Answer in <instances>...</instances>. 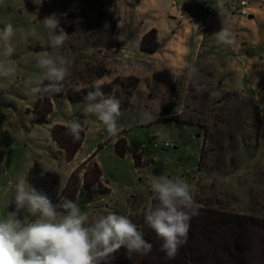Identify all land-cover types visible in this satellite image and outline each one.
<instances>
[{"label": "rangeland", "instance_id": "1", "mask_svg": "<svg viewBox=\"0 0 264 264\" xmlns=\"http://www.w3.org/2000/svg\"><path fill=\"white\" fill-rule=\"evenodd\" d=\"M211 1L0 0V29L8 23L16 29L17 73L12 81L0 79V211L10 202L16 178L24 175L54 204L67 198L92 217L126 214L144 233L143 213L154 196L148 177L167 175L182 177L201 208L264 218V74L252 82L237 79L226 71L220 52H209L207 41L193 36L192 18L173 10L202 16ZM53 13L69 35L60 51L71 61V75L60 93L33 96L41 71L35 54L46 50L49 40L42 20ZM153 30L160 43L155 55L141 50ZM94 83L121 102L116 137L84 114V97ZM145 111L155 119L141 125ZM73 118L85 131L75 161L96 154L76 177L92 173L98 162L109 194L97 187H81L76 195L65 191L70 165L51 128ZM33 130L36 139L27 136ZM121 137L129 146L124 157L110 141ZM155 143L172 146L155 148ZM139 149L145 158L141 167L130 154ZM7 210L14 211V203ZM109 264H144V255L130 257L122 246Z\"/></svg>", "mask_w": 264, "mask_h": 264}, {"label": "clouds", "instance_id": "2", "mask_svg": "<svg viewBox=\"0 0 264 264\" xmlns=\"http://www.w3.org/2000/svg\"><path fill=\"white\" fill-rule=\"evenodd\" d=\"M211 7L217 10L223 25L227 15L225 0H212ZM42 23L49 30V40L48 48L35 54V67L41 71L30 90L33 96L60 93L71 75V61L60 51L69 35L59 28L58 15L45 16ZM15 34L11 23L0 29V79L16 78L12 60ZM213 35L217 45L231 46L235 40V33L223 26ZM84 100V114L95 116L109 137L118 136L121 131L118 119L122 115L120 100L106 95L95 83ZM154 119L151 112L145 111L138 123L145 125ZM65 128L73 142L81 139L83 127L78 118L69 120ZM27 136L36 139L38 134L33 130ZM148 185L155 203H150L144 211V222L162 240L160 250L168 259H175L179 249L187 243L190 221L199 214L200 206L191 186L180 176L153 175L148 177ZM13 189L9 204L14 203L15 210L8 211V204L0 211V264H109L122 246L130 257L148 255L152 251L153 245L126 214L107 212L92 217L67 198L54 204L45 193L29 184L24 175L16 178ZM21 212L25 214L23 219Z\"/></svg>", "mask_w": 264, "mask_h": 264}, {"label": "trees", "instance_id": "3", "mask_svg": "<svg viewBox=\"0 0 264 264\" xmlns=\"http://www.w3.org/2000/svg\"><path fill=\"white\" fill-rule=\"evenodd\" d=\"M159 49L157 31L153 30L144 37L141 50L154 54ZM52 112L51 106L48 115ZM51 134L53 141L64 152L65 159L74 160L83 147L85 131H82L81 139L76 142H73L71 136L66 135L65 125L62 124L53 125ZM115 149L120 156H126L129 149L127 141L119 139ZM95 158L96 154H93L72 174L65 188L67 193L76 195L81 187L90 190L94 185L102 194L111 192L103 184V173L98 162L93 164L92 173L85 170L83 179L76 177V174L84 170ZM203 158L204 148L200 168ZM134 160L136 166L141 167L142 157L135 155ZM154 203L153 200L152 204ZM147 228L144 238L153 247L148 255H144V264H264V218L199 207V214L190 221L187 243L179 249L175 259L167 258L160 250L162 240L157 237L154 230L149 226Z\"/></svg>", "mask_w": 264, "mask_h": 264}, {"label": "crops", "instance_id": "4", "mask_svg": "<svg viewBox=\"0 0 264 264\" xmlns=\"http://www.w3.org/2000/svg\"><path fill=\"white\" fill-rule=\"evenodd\" d=\"M235 1L238 0H225L227 6V15L224 19L223 25L217 10L215 17H211L207 13H204L202 16L194 13H187L184 12V10H179V7H176L173 10H177V12L184 13L192 18L193 36H200L201 39L204 38L205 41H207L205 44L209 52L210 50H212V52H220L219 55L221 56L222 63L229 65L226 71L232 74L235 73L234 75L237 79H243L252 82L255 81L259 75L264 74V66H262L264 65V0H248L250 5L253 7V13L247 19L231 13L228 3ZM209 3H212V1ZM183 8L185 9L184 6ZM196 25L199 27L197 28ZM222 26L235 33V40L231 46L217 45L216 43V39L213 34L220 31ZM215 47L216 49L214 50ZM157 53L158 51L152 55ZM242 63H244V65L248 64L250 66L242 69ZM222 72H224V70ZM252 89H255V87L252 86ZM60 124L66 125V122ZM119 139H125L127 141L125 137H121ZM119 139H110V141H113V143L116 144ZM76 158L77 155L72 161L64 159L68 161V164L70 165L69 175L64 187L66 186L70 176L74 173V171H76V169L84 163L75 161ZM61 159L63 158L61 157ZM144 159L145 158L143 154L142 161H144Z\"/></svg>", "mask_w": 264, "mask_h": 264}, {"label": "built area", "instance_id": "5", "mask_svg": "<svg viewBox=\"0 0 264 264\" xmlns=\"http://www.w3.org/2000/svg\"><path fill=\"white\" fill-rule=\"evenodd\" d=\"M228 6L231 13H233L234 15H239L243 18H249L253 13V7L250 5L248 0H238L235 2H229ZM205 11L211 17H215L216 15V10L211 7V3L207 4V6L205 7ZM171 146H172L171 143H165L164 145L160 143L154 144L155 148H162V147L171 148ZM131 153L133 157L138 154H140L141 157H143V151L141 149L137 151H131Z\"/></svg>", "mask_w": 264, "mask_h": 264}]
</instances>
